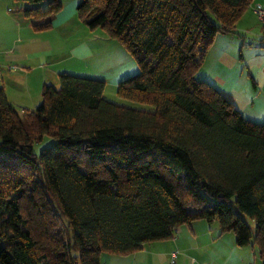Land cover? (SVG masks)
Wrapping results in <instances>:
<instances>
[{
    "label": "trees",
    "instance_id": "trees-1",
    "mask_svg": "<svg viewBox=\"0 0 264 264\" xmlns=\"http://www.w3.org/2000/svg\"><path fill=\"white\" fill-rule=\"evenodd\" d=\"M15 1L36 31L62 4ZM79 1V18L135 60L116 94L140 107L106 100L101 80L61 74L19 113L0 87V264H101V253L132 254L196 220L264 261V123L195 77L253 0ZM45 136L55 142L34 153Z\"/></svg>",
    "mask_w": 264,
    "mask_h": 264
},
{
    "label": "crops",
    "instance_id": "crops-1",
    "mask_svg": "<svg viewBox=\"0 0 264 264\" xmlns=\"http://www.w3.org/2000/svg\"><path fill=\"white\" fill-rule=\"evenodd\" d=\"M79 2L62 0L50 28L36 31L23 12L28 4L0 0V87L19 113L38 107L43 87L58 88L61 74L83 72V76L105 82L106 91L115 90L118 83L139 73L135 60L118 42L104 30L90 29L79 18ZM254 4L264 9V0H253L232 33L218 34L195 77L213 85L245 119L263 124L264 27L253 12ZM212 223L196 220L177 228L180 243L190 251L182 254L177 264L243 263L240 254L237 260L231 259L235 247H243L236 246L233 240L232 247L224 248L220 244L224 234L218 232L214 239L211 235ZM203 237L213 245V254L201 251Z\"/></svg>",
    "mask_w": 264,
    "mask_h": 264
},
{
    "label": "rangeland",
    "instance_id": "rangeland-1",
    "mask_svg": "<svg viewBox=\"0 0 264 264\" xmlns=\"http://www.w3.org/2000/svg\"><path fill=\"white\" fill-rule=\"evenodd\" d=\"M39 6L42 8V10L47 9V4L45 2L40 3ZM99 30H103V29L99 28ZM114 40L115 42H118L124 50H126L124 46L121 44V42H119L117 39ZM78 73L80 74H72V75L77 77H86L83 76L85 75L82 74L83 72H78ZM103 95L106 100L111 101L115 104L140 107L138 104L119 99L116 94V89L114 90V88H107V90ZM54 142H55L54 138L50 136H45L41 141L34 143L33 151L34 153L38 154L43 148L51 146ZM64 224L65 226H67L65 220H64ZM198 228L199 225H197V229ZM209 228L212 233L211 235L213 239L216 238V235L219 232L217 222L214 221L212 224H210ZM180 237H181L180 233L177 234L174 232L172 239L144 244L142 246V249L130 255L119 256L109 253H101L100 263L101 264H168L170 255L173 252L176 253V262H177V260L182 254L184 253L187 254L190 252L188 251L189 250L188 247H183V244L180 243L179 241ZM233 240H234V236L232 233H225L224 236L221 237L220 244L224 248L228 249L229 247L233 246ZM207 242H208L207 237H203L201 246L204 249H202L201 251L204 254H207L208 252L210 254H213L214 253L213 245H208ZM234 250L236 251L233 254H231L232 260H237V256L238 258H240L241 256L243 262L242 264H251V263L261 264L257 249L255 247H251V246H246L243 248L235 247Z\"/></svg>",
    "mask_w": 264,
    "mask_h": 264
},
{
    "label": "built area",
    "instance_id": "built-area-1",
    "mask_svg": "<svg viewBox=\"0 0 264 264\" xmlns=\"http://www.w3.org/2000/svg\"><path fill=\"white\" fill-rule=\"evenodd\" d=\"M253 12L254 14L256 15L258 21L263 25L264 27V9L262 8L261 5L259 4H254L253 5ZM177 229L174 230V232H176ZM173 232V233H174ZM168 264H177L176 262V253H172L170 255V259H169V262Z\"/></svg>",
    "mask_w": 264,
    "mask_h": 264
}]
</instances>
